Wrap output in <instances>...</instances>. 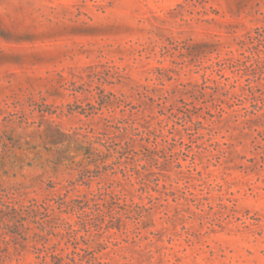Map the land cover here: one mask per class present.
Listing matches in <instances>:
<instances>
[{
	"label": "rangeland",
	"instance_id": "1",
	"mask_svg": "<svg viewBox=\"0 0 264 264\" xmlns=\"http://www.w3.org/2000/svg\"><path fill=\"white\" fill-rule=\"evenodd\" d=\"M0 264H264V0H0Z\"/></svg>",
	"mask_w": 264,
	"mask_h": 264
}]
</instances>
